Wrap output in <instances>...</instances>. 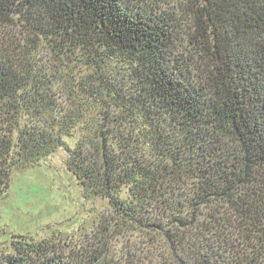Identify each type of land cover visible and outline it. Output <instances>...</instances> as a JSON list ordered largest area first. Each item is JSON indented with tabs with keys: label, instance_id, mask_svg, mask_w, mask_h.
Here are the masks:
<instances>
[{
	"label": "trees",
	"instance_id": "1",
	"mask_svg": "<svg viewBox=\"0 0 264 264\" xmlns=\"http://www.w3.org/2000/svg\"><path fill=\"white\" fill-rule=\"evenodd\" d=\"M2 26L0 196L63 148L109 212L86 240L13 234L0 264H264V0H0ZM133 233L149 253L117 250Z\"/></svg>",
	"mask_w": 264,
	"mask_h": 264
},
{
	"label": "rangeland",
	"instance_id": "2",
	"mask_svg": "<svg viewBox=\"0 0 264 264\" xmlns=\"http://www.w3.org/2000/svg\"><path fill=\"white\" fill-rule=\"evenodd\" d=\"M128 2L138 6L141 0ZM167 7L178 16L179 7ZM164 9L168 10L166 6ZM181 16L183 28L187 29L186 25L191 24L190 18ZM11 37L17 42L23 35L13 27L2 26L0 47L5 48ZM35 54L42 68L51 66L53 56L45 46ZM177 54L178 58L185 59L192 53L184 42ZM15 59L19 60V56ZM191 59L193 60V55ZM191 72L195 74V71ZM59 94L61 97L62 92ZM78 137V130H74L72 137L66 138L68 145L73 147ZM66 157L65 149L58 148L38 165L13 172L8 190L0 196V250L10 242L13 234L27 235L39 240L48 237L51 231L57 229L75 241L84 237L82 240H86L94 234L100 214L107 215L109 212L108 205L100 198L89 201L83 199L81 187L67 169ZM128 236L130 237L127 240L125 237L119 239L117 250L124 246L127 250H134L136 254L149 253L142 243V235L133 233ZM151 251V258L158 259L157 252L154 249ZM156 259L154 264L158 263Z\"/></svg>",
	"mask_w": 264,
	"mask_h": 264
}]
</instances>
